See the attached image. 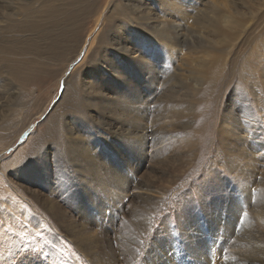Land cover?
<instances>
[{
    "label": "rangeland",
    "instance_id": "rangeland-1",
    "mask_svg": "<svg viewBox=\"0 0 264 264\" xmlns=\"http://www.w3.org/2000/svg\"><path fill=\"white\" fill-rule=\"evenodd\" d=\"M12 1L0 8L3 237L32 264H264V0ZM119 177L128 191L104 184ZM52 206L91 222L81 250L51 230Z\"/></svg>",
    "mask_w": 264,
    "mask_h": 264
},
{
    "label": "bare ground",
    "instance_id": "bare-ground-1",
    "mask_svg": "<svg viewBox=\"0 0 264 264\" xmlns=\"http://www.w3.org/2000/svg\"><path fill=\"white\" fill-rule=\"evenodd\" d=\"M9 1V0H8ZM57 1V0H56ZM113 1V0H112ZM120 1V0H119ZM136 1V0H135ZM7 2V1H6ZM14 1H12V0H10V4L12 5L13 4V6H11V7H13L14 8V3H13ZM26 2L27 1H23L21 4H22V6H28L27 4H26ZM54 2V1H53ZM81 3H83L82 1H80ZM91 2V1H90ZM94 2V1H93ZM96 2V1H95ZM2 3H3V0H0V8H2ZM8 3V6H10V4ZM92 3V2H91ZM142 3V2H141ZM140 3V4H141ZM16 4V3H15ZM93 4V3H92ZM95 4V3H94ZM93 4V5H94ZM111 4V3H110ZM109 4V5H110ZM113 4V3H112ZM5 5V4H4ZM7 5V4H6ZM44 5V4H43ZM79 5H80V3H79ZM95 5H98V4H95ZM106 5H107V3H106ZM35 6V5H34ZM99 6V5H98ZM30 7V6H29ZM81 8H84L83 6H80ZM88 6H85V8H87ZM91 7H92V5H91ZM90 7V8H91ZM107 7V6H106ZM105 7V8H106ZM134 8H133V10L135 11V12H137V10H136V7L137 6H133ZM78 8V7H77ZM95 8H97V6H95ZM15 9V8H14ZM75 10V9H74ZM87 9H85V11H86ZM89 10V9H88ZM97 10V13L99 12V16L101 15V11H100V9H96ZM96 10H94L95 12H96ZM106 10V9H105ZM76 11H78V10H76ZM79 11H80V9H79ZM139 11V10H138ZM88 11H86V13H87ZM90 12H93L92 10H90ZM105 12H107V11H105ZM12 13V12H11ZM17 13V12H16ZM85 13V14H86ZM13 14V13H12ZM90 14V13H89ZM92 14V13H91ZM90 14V15H91ZM93 14H94V12H93ZM96 14V13H95ZM94 14V15H95ZM142 14V13H141ZM0 15L1 16H3L1 13H0ZM67 15H68V13H67ZM80 15H82L81 13H80ZM80 15H79V17H80ZM84 15V14H83ZM111 15V14H110ZM69 16V15H68ZM99 16H98V18L97 19H99ZM102 16V15H101ZM129 16V15H128ZM140 16V15H139ZM139 16H138V18H139ZM17 17V16H16ZM97 17V16H96ZM137 17V16H136ZM83 18H86V17H83ZM125 18V17H124ZM138 18H135V20L136 19H138ZM95 19V18H94ZM144 19V16L143 17H141V21ZM82 20V19H81ZM130 20L131 21H133L134 20V18L132 17V18H130ZM139 20H140V18H139ZM85 21V20H84ZM137 21V20H136ZM139 22L138 23V25L139 24H141V25H144V22ZM239 20H236V22H238ZM96 22V21H95ZM106 22V21H105ZM108 22H110L109 20H108ZM18 23H20V22H18ZM33 23V22H32ZM54 23V22H53ZM74 23H76V22H74ZM98 23H99V21H98ZM97 23V24H98ZM113 23V22H112ZM135 23H137V22H135ZM150 23V22H149ZM77 24V23H76ZM106 24V23H105ZM110 24V23H109ZM31 25V24H30ZM85 25V24H84ZM101 25V24H100ZM111 25V24H110ZM137 25V24H136ZM19 26V25H18ZM81 26V25H80ZM83 26V25H82ZM95 26V25H94ZM83 27H85V26H83ZM82 27V28H83ZM100 27V26H99ZM102 27H103V25H102ZM101 27V29L103 30V28ZM136 27H139V26H136ZM135 27V28H136ZM75 28H77L76 26H75ZM74 28V29H75ZM95 28V27H94ZM140 28V27H139ZM138 28V29H139ZM99 29V28H98ZM162 29V28H161ZM76 30H78V29H76ZM164 30V29H163ZM162 30V31H163ZM48 31V30H47ZM99 31V30H98ZM77 32V31H76ZM78 32H79V30H78ZM164 32V31H163ZM98 33H100V31L98 32ZM102 33V32H101ZM100 33V34H101ZM75 35V34H74ZM72 36V37H70L69 39V41H71V38H72V43H74V44H77V48L75 49V50H77L79 53H81V52H83V50H82V45H80L81 43H83V44H86L87 43V41H88V39H86L85 41H84V38H83V36H82V34H76L75 36ZM95 35V34H94ZM94 35H93V37H94ZM71 36V35H70ZM98 36V35H97ZM96 37V36H95ZM104 38V37H103ZM167 38V37H166ZM97 39V38H96ZM96 39L94 40V42L96 41ZM98 39H100V38H98ZM106 40H107V38H106ZM168 40V39H167ZM92 41V40H91ZM101 41H102V39H101ZM98 43V42H97ZM73 44V45H74ZM88 44H90V43H88ZM126 43H123V44H121V45H123L122 47V51L123 52H127L128 50H130V49H128V48H126V47H124V45H125ZM15 46V45H14ZM76 46V45H75ZM102 46V45H101ZM101 46H96V47H98V49H100L99 47H101ZM56 47V45L54 44L53 45V47L52 48H55ZM79 47H80V49L81 50H79ZM85 47V46H84ZM95 47V48H96ZM104 47V46H103ZM74 48V47H73ZM94 48V49H95ZM97 49V50H98ZM116 49H117V47H116ZM14 50V49H13ZM92 51V48H91V46H89L88 47V49L85 51V53H86V56H87V54L88 53H90ZM99 51V50H98ZM133 51V50H132ZM3 52H5V53H8V54H10V52H8V51H5V50H3ZM14 52H16V51H14ZM55 52V51H54ZM96 52V51H95ZM17 53V52H16ZM94 53V52H93ZM92 53V54H93ZM143 53V52H142ZM72 54V53H71ZM75 54V53H74ZM73 54V55H74ZM84 54V53H83ZM92 54H91V56H89V57H92ZM11 55V54H10ZM23 55V54H22ZM94 55V54H93ZM21 56V55H20ZM86 56L83 58V56H82V58L80 59V61L82 60H86ZM138 56V55H137ZM75 57V56H74ZM88 57V58H89ZM143 57H144V55H143ZM142 57V58H143ZM22 58V57H21ZM94 58H96V55H94L92 58H91V62L93 63L94 62ZM121 58V57H120ZM24 59V58H23ZM140 59V58H139ZM142 60V59H141ZM17 61H18V59H17ZM67 61H70V58L68 59V58H66V62ZM88 61V60H87ZM13 62V61H12ZM16 63V62H15ZM18 63V62H17ZM88 63V62H87ZM92 63H91V67L92 66H95L94 65V63H93V65H92ZM21 64V63H20ZM20 66V65H19ZM18 66V67H19ZM89 66V65H88ZM139 67V66H138ZM93 68H95V67H93ZM20 69V68H19ZM138 69V68H137ZM97 69H95L94 71H96ZM99 70V69H98ZM134 70V69H133ZM12 71V75H14L15 77H18L19 75H20V70H16V64H15V66H14V68H13V70H11ZM98 72V71H97ZM128 73V72H127ZM126 73V74H127ZM130 73V72H129ZM142 74V73H141ZM137 75H139V74H137ZM96 77V76H95ZM71 78V77H70ZM14 80V79H13ZM133 80V79H132ZM137 80V79H136ZM94 81H96L95 79H94ZM126 82V81H125ZM133 82V81H132ZM133 92V91H132ZM129 96V95H128ZM128 98V97H127ZM130 101V100H129ZM21 106V105H20ZM20 108V107H19ZM4 109V108H3ZM17 113V112H16ZM15 114V113H14ZM17 115V114H16ZM12 117V116H11ZM127 120V119H126ZM140 122V121H139ZM120 123H123V122H119V124ZM126 125V124H125ZM141 125V124H140ZM4 128H5V126H4ZM119 129H120V127H118ZM121 128H122V126H121ZM117 129V128H116ZM0 130H2L1 128H0ZM132 130V129H131ZM144 131V130H143ZM127 133V132H126ZM129 133V132H128ZM4 134V133H3ZM15 134V133H14ZM119 134H122V133H119ZM1 135V134H0ZM32 135L33 134H31L28 138H27V140H26V142H25V144H24V146H26V143H28L29 141H30V139L32 138ZM116 135V134H115ZM135 136H136V138L137 139H142L143 138V136L142 135H144L145 136V134H141V133H135L134 134ZM131 136V135H130ZM1 137V136H0ZM122 137H124V136H122ZM124 138H126V137H124ZM8 140V139H7ZM166 141H168L167 139H166ZM165 141V142H166ZM5 142V141H4ZM9 144V143H8ZM2 146V145H1ZM1 148V147H0ZM2 148H4V147H2ZM21 148H22V146H21ZM1 150V149H0ZM142 150V149H141ZM126 150H124V152H125ZM18 152V151H17ZM90 162H91V164H93V161H94V156L93 155H91L90 154ZM242 156L244 157V158H246V159H249V158H251V157H253L254 155H252L250 152H249V149L248 148H246V147H244V148H242ZM243 157H241V158H243ZM255 157V156H254ZM243 158V159H244ZM7 158H5L4 159V161L6 160ZM245 159V160H246ZM236 161L237 160H241L240 159V157L239 158H237V159H235ZM7 161H9V160H7ZM128 161V160H127ZM16 162V161H15ZM243 162V161H242ZM127 164H128V162H126ZM235 163V162H234ZM240 163L241 162H239V165H237V166H241L240 165ZM237 164V163H236ZM242 164H244V163H242ZM2 165H3V163H2ZM2 165H1V163H0V169H1V167H2ZM95 166H96V164H94ZM243 166V165H242ZM132 172L133 171H130V172H127V170H124L123 171V175L125 176V177H128L129 176V173L130 174H132ZM93 174V173H92ZM91 174V175H92ZM110 175V174H109ZM108 176V175H107ZM106 176V177H107ZM94 178V177H93ZM96 178H98V180H100L99 179V177H96ZM110 179V178H109ZM113 181V183L115 184V187H116V189L117 190H120V191H122V192H125V191H128V189L129 188H131V186L129 185L130 183H127V181L126 180H123V177H119L118 179H116V180H114V179H111V180H108L106 183H104V184H110L111 182ZM95 183H97V181H95ZM105 189V188H104ZM111 194V190H109V192L107 193V195H110ZM16 207H17V205H16ZM14 208V207H13ZM33 208V207H32ZM51 213H50V215H51V218H53L52 220H53V223H51V222H48L49 223V226H50V228H51V230L53 231H55L58 235H63V236H65L66 238H70V239H72V241L71 242H74L76 245H78V249L79 250H81L82 249V246H81V242H80V236H79V240L78 241H73V240H76V239H74V238H76V236H77V234L80 232V231H84V230H86V229H88L89 227H90V225H91V222H89L88 220H86V219H84V221L82 222L81 220H77L76 219V216H74V215H69V211L67 210H65V209H63L62 211H60L59 213H55L54 212V210H56V206H52L51 208ZM5 210V209H4ZM10 210V209H9ZM41 210V209H40ZM58 210V209H57ZM36 212H37V210H35ZM50 212V211H49ZM14 215V214H13ZM38 215V214H37ZM41 216V215H40ZM94 217V215L93 214H90V219L91 218H93ZM10 219L12 220V218H11V216H10ZM15 220V219H14ZM65 220H67L65 223H64V221ZM42 221H43V219H42ZM47 223V222H46ZM17 226V225H16ZM9 228V227H8ZM15 228V227H14ZM49 228V229H50ZM21 229V228H20ZM4 230V229H3ZM0 231H1V228H0ZM20 231V230H19ZM50 231V230H49ZM7 232H10V231H7ZM13 232V231H12ZM0 264H28L29 263V260H30V257L26 254V253H24V251H22V250H18V248L15 246V239H14V243L12 242L11 244H10V241H9V239L7 240L5 237H3L4 236V232L2 231V233L0 232ZM7 234V233H6ZM8 234H10V233H8ZM52 234V233H51ZM54 234V233H53ZM53 234H52V236H53ZM13 235V234H12ZM11 235V236H12ZM50 235V234H49ZM81 235V234H80ZM6 236V235H5ZM18 236V235H17ZM16 236V237H17ZM52 236H51V238H52ZM55 236V235H54ZM16 237H14V238H16ZM246 239H250L251 237H253L252 235H248V236H244ZM55 238V237H54ZM11 240V239H10ZM49 240H50V237H49ZM83 240V239H82ZM13 241V240H12ZM246 245V244H245ZM225 259V258H224ZM208 263V262H207ZM29 264H32L31 262L29 263ZM35 264V263H34ZM91 264H115V262H114V258L113 257H107V258H105V259H95V260H93L92 262H91ZM196 264V263H195ZM250 264H252V263H250ZM256 264V263H255Z\"/></svg>",
    "mask_w": 264,
    "mask_h": 264
}]
</instances>
